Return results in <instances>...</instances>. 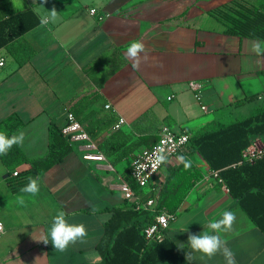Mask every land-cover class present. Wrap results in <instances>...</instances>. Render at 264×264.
<instances>
[{
	"label": "crops",
	"instance_id": "crops-1",
	"mask_svg": "<svg viewBox=\"0 0 264 264\" xmlns=\"http://www.w3.org/2000/svg\"><path fill=\"white\" fill-rule=\"evenodd\" d=\"M232 1L35 0L33 4L23 0L24 10L19 11L12 0H0V19L24 15L27 21H36L19 39L35 51L27 62L18 65L7 47L0 48V61H4L0 122L12 113L21 118L25 140L20 148L26 157L36 159L48 151L50 124L63 128L72 112L96 142L94 153L105 157L85 159L82 145L70 143L64 135L73 150L38 176L36 195L20 191L27 178L15 176L0 158V264L102 261L97 246L113 210L137 208L120 185L130 177L132 160L145 149L130 150L127 145L126 154L107 152L103 144L113 133L123 131L133 140L149 133L159 137L168 125L192 136L264 109V56L252 51L253 41L264 40L226 34L224 25L211 15ZM41 3L46 10L56 8L55 23L40 26L37 13L45 14ZM91 9L104 18L99 20ZM134 40L143 41L149 53L139 70H133V61L125 57ZM195 84L199 89L193 88ZM121 117L125 122L116 128ZM256 141L264 145L261 139ZM181 155L188 157L201 177L165 234L176 245L187 244L189 233L209 231L208 222L220 219L230 208L236 214L233 230L220 235L235 253L237 264H264V232L242 207L234 205L224 180L210 177L212 169L199 152L186 149L170 157L147 187L130 184L141 203L154 198L156 205L168 169L182 163L177 160ZM30 168V163H24L17 170ZM58 210L66 213L70 223H82L87 230L84 243L69 245L63 252L55 250L51 241H41L50 239ZM187 250L180 249L184 256ZM194 255L197 259L190 264H224L219 253L205 261L199 260L200 253Z\"/></svg>",
	"mask_w": 264,
	"mask_h": 264
},
{
	"label": "trees",
	"instance_id": "trees-1",
	"mask_svg": "<svg viewBox=\"0 0 264 264\" xmlns=\"http://www.w3.org/2000/svg\"><path fill=\"white\" fill-rule=\"evenodd\" d=\"M211 15L224 25L226 34L264 40V0H233L213 10ZM25 18L18 15L0 19V48L7 47L18 65L27 62L35 52L19 41L36 23ZM23 126L21 118L12 113L0 122V132L11 136ZM158 139L156 134L149 133L133 140L131 134L117 131L105 140L103 148L111 152L123 150L124 153L127 145L130 150L141 146L149 148ZM258 139L264 142V109L241 120L217 124L189 135L187 149L188 153L199 152L212 170L219 171L234 199V205L242 207L264 232V156L255 163L238 164L242 152ZM72 150L73 146L62 133V127L52 122L49 127V148L43 157L29 159L20 146H13L7 155L0 158L10 171H17L23 178L38 177L62 161ZM185 158L190 162L189 167L185 168L181 163L168 169L156 199V212L134 206L113 210L105 226V236L97 246L102 261L96 264H190L165 234L166 231L161 239H149L144 232L145 225L162 210L172 214L174 219L189 189L201 177L194 164L187 156ZM24 163H30L31 168L17 170ZM130 177H127L128 182L136 187Z\"/></svg>",
	"mask_w": 264,
	"mask_h": 264
},
{
	"label": "clouds",
	"instance_id": "clouds-1",
	"mask_svg": "<svg viewBox=\"0 0 264 264\" xmlns=\"http://www.w3.org/2000/svg\"><path fill=\"white\" fill-rule=\"evenodd\" d=\"M47 0H43L46 3ZM35 0H33V4ZM43 3L39 6L43 7ZM15 9L23 11V0H12ZM36 4V3H35ZM45 9V8H44ZM58 12L55 7L51 10L45 9V14L37 13L39 16L40 26H48L55 23L58 19ZM252 51L257 56H264V42L259 40L253 41ZM148 49L143 41L134 40L128 45L125 57L133 61L131 67L133 70H139L140 64L148 59ZM25 140V132L19 130L11 136L5 132H0V156L7 155L13 146H22ZM149 161L153 168L160 165H166L169 162L168 154L164 148H157L153 154L149 156ZM177 160L182 162L185 168L189 167L190 162L184 156H178ZM138 172V169H137ZM28 183L20 189L22 193L36 195L40 191V183L38 177H28ZM23 199L20 203H23ZM91 207V206H90ZM95 211V208H92ZM236 221V214L231 210L223 211L221 218L218 220L210 221L206 225L209 231H203L199 234H188L187 244L177 242V249H188L185 251L186 262H191L197 257L194 253H200L199 260L211 259L217 253L223 256L224 264H237L235 253L227 246V241L222 239L221 233H227L233 230V225ZM187 231V230H186ZM49 236L41 241L45 244L51 241L53 247L57 251H65L69 245L77 242L84 243L87 236V230L84 224L70 223L63 210H58L52 218L51 226L49 229Z\"/></svg>",
	"mask_w": 264,
	"mask_h": 264
},
{
	"label": "built area",
	"instance_id": "built-area-1",
	"mask_svg": "<svg viewBox=\"0 0 264 264\" xmlns=\"http://www.w3.org/2000/svg\"><path fill=\"white\" fill-rule=\"evenodd\" d=\"M91 14L95 15L99 20L104 18L97 10L91 9ZM4 61H0V65H3ZM199 85L195 84L194 89H199ZM197 99L200 100V92L195 93ZM264 95V93H263ZM107 107H110L108 104ZM206 109V106H203ZM67 123L62 128V133L68 138L70 143H80L82 148L85 150L83 157L85 159H95V160H105V157L100 153H94L98 151L96 142L91 138L89 133L84 129L81 122H79L72 112H68ZM125 120L121 117L116 123V128H119ZM189 142V134L185 132H175L168 125H164L160 131V136L158 141L149 148H145L140 154H138L131 162L130 176L133 181L141 188L147 187L151 179L158 173L163 165L157 168H153L151 162L149 161V156H151L155 149L164 148L165 152L168 154V159L170 157L176 156L177 154L184 152L187 149ZM264 156V145L260 144L258 141L253 142L248 148L242 152V159L239 163L248 162L254 163ZM111 167V166H109ZM138 169V172H137ZM14 175L17 176L18 172L15 171ZM212 179H217L223 182V179L219 175L218 170H212L210 173ZM125 197L130 200H134L136 207L140 208L142 205L147 210L155 211V200L154 198H149L141 203V197L134 191L130 183L126 180L120 185ZM173 215L168 212L161 211L157 213L152 222L147 223L144 227V232L149 239H161L163 233L169 228L170 221ZM3 229V224L0 222V230Z\"/></svg>",
	"mask_w": 264,
	"mask_h": 264
}]
</instances>
